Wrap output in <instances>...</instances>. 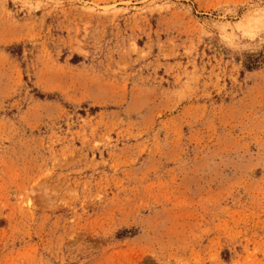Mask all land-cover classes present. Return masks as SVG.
Wrapping results in <instances>:
<instances>
[{
    "label": "rangeland",
    "instance_id": "1",
    "mask_svg": "<svg viewBox=\"0 0 264 264\" xmlns=\"http://www.w3.org/2000/svg\"><path fill=\"white\" fill-rule=\"evenodd\" d=\"M0 264H264V0H0Z\"/></svg>",
    "mask_w": 264,
    "mask_h": 264
}]
</instances>
